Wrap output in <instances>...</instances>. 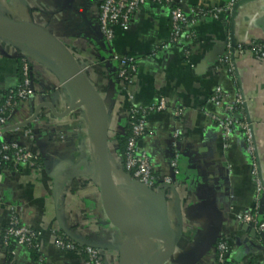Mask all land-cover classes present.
Segmentation results:
<instances>
[{
	"label": "crops",
	"instance_id": "crops-1",
	"mask_svg": "<svg viewBox=\"0 0 264 264\" xmlns=\"http://www.w3.org/2000/svg\"><path fill=\"white\" fill-rule=\"evenodd\" d=\"M189 1L211 10L229 0ZM98 4L99 0H0V21L33 20L45 25L73 52L100 92L108 111L112 205L132 223L168 224L175 250L163 264H264V236L240 219L243 212L255 208L264 219V196L256 187V179L264 185V58H257L248 46L254 40L264 43V31L256 25L264 0L242 1L233 15L231 11L217 18L199 17L186 57L175 45L163 47L170 36L168 7L144 4L128 27H115L108 40L99 31ZM231 31L245 51L232 52L233 67L228 72L216 66L226 53L224 43ZM124 55L137 61L127 89L131 100L117 76L115 56ZM20 57L29 62L33 92L3 109L6 124L26 122L38 105L40 109L29 124L5 131L2 138L15 136L36 156L37 166L0 171V234L13 208L22 224L39 232L40 261L26 247L15 246L11 262L6 263L0 242V264H84L82 255L56 247L54 233L92 243L106 264H147L165 244L151 237L130 238L107 223L99 192L95 117L88 108L68 109L75 99L81 100V94L36 35L21 31L0 36V100L21 82ZM218 86L227 102L236 96L244 100L232 119L249 123L255 153L246 150L237 127L223 147L214 118L229 114L223 106L208 102ZM159 96L166 100V108L146 115V132L138 147L153 173L158 178L170 176L172 184L147 187L125 170L117 136L127 131L129 106L145 108ZM205 204L215 209L218 235L227 240L222 263L216 256L218 236L212 245L202 247L212 217L196 209Z\"/></svg>",
	"mask_w": 264,
	"mask_h": 264
},
{
	"label": "built area",
	"instance_id": "built-area-1",
	"mask_svg": "<svg viewBox=\"0 0 264 264\" xmlns=\"http://www.w3.org/2000/svg\"><path fill=\"white\" fill-rule=\"evenodd\" d=\"M146 3H156L164 5L169 9L170 16V36L168 43L163 45H175L179 49L184 51L183 56H188L186 50L187 43L194 37L193 26L198 21L199 17L210 15L213 18H217L222 13H229L235 0H229L222 6L214 7L211 10L200 9L196 6H192L189 0H99V10L97 15V21L100 34L110 40L114 35V28L119 27L126 29L130 24L133 16L139 11V9ZM249 50L252 51L259 59L264 58V43L261 41H251L248 43ZM226 53L218 60L217 69H225L228 72L232 71V46L229 42L226 44ZM245 51V47L236 44L234 51ZM117 61V76L119 78L120 86L127 91L133 80L134 72L136 71L137 61L135 57L130 55H124L122 57H116ZM127 68H129L133 75H128ZM21 82L14 89H10L9 92L0 100V151L3 153L2 160L8 161L14 164V166H37L36 156L21 144L17 139L2 138L3 133L8 130H15L19 127L29 124L34 120L37 115L33 117L34 113L27 120L28 123L24 125L18 124L15 126H7L6 114L3 109L5 107L10 108L20 100L27 99L33 92L32 86V74L28 61H24L21 65ZM127 99L131 100L129 92ZM81 102V100H80ZM208 102L214 105L223 106L224 110L229 114L226 117L214 118L218 126L221 128L223 147L227 148L232 130L237 127L243 132L246 141V150L253 154L254 142L252 136V128L249 123L244 120H233L232 114L237 111L244 104V100L240 96H236L232 101L227 102L221 87H216L212 94L208 98ZM78 105L73 101L69 105V110L76 108ZM83 109L85 105L82 104ZM166 108V100L159 96L151 104L145 108L136 106H129L128 108V123L130 128V135L126 142L124 150L123 164L127 172H130L137 182L147 187H157L160 184L169 186L172 184V178L170 176H163L158 178L152 171V167L149 164L144 153L138 147L139 139L145 135V117L148 113L162 111ZM180 111L176 112L179 115ZM57 115V113H53ZM26 121V122H27ZM20 125V126H19ZM8 130H5L7 129ZM26 128V127H25ZM5 130V131H4ZM25 134L29 135V130H23ZM19 132V131H18ZM177 135V132H176ZM176 161L172 162L173 171L177 173ZM253 173L257 171V166L253 163ZM256 187L258 194L263 192L264 189L261 185L260 179H256ZM1 204V202H0ZM256 209V208H255ZM245 211L240 215V219L244 223L252 224L254 229L260 233H264V219L258 216L256 210ZM9 218L6 223V234L4 235V244H6L7 238H11L15 241V246H29L34 243L37 251H39V232L36 229L30 228L22 224L17 216V213L11 208L9 210ZM63 234L54 233L53 239L56 247L74 252L78 255H82L84 264H106L100 250L96 248L92 243H77L68 237L62 236ZM228 251L227 240L222 234L218 235L216 242V256L219 263H222ZM14 253V250L11 252Z\"/></svg>",
	"mask_w": 264,
	"mask_h": 264
},
{
	"label": "water",
	"instance_id": "water-1",
	"mask_svg": "<svg viewBox=\"0 0 264 264\" xmlns=\"http://www.w3.org/2000/svg\"><path fill=\"white\" fill-rule=\"evenodd\" d=\"M242 1L246 2L247 0H241L240 2ZM238 2L239 1L235 2L232 6V15L235 7L240 3ZM256 25L264 31V12L256 22ZM21 31H27L36 35L47 45L67 72L68 77L72 81L76 90L80 92L81 102L85 105V110L88 108L89 112L93 113L95 117L99 192L107 223H110L127 233L130 238L151 237L162 241L165 244L164 249L147 264H163L173 255L175 250V243L169 233L168 224L164 221L162 226L156 227H146L141 225L132 226L118 217L112 205L111 194L113 185L108 141V111L100 92L92 84L83 67L78 63L73 52L45 25L33 20L0 21L1 37H12ZM227 42L228 40L226 39L224 46H226ZM229 42L232 46V52H234L236 42L232 36V31L230 33ZM39 109L40 105L35 108L33 117ZM25 123H28V121ZM22 125H24V123ZM5 130H8V128ZM261 185L264 189L262 182ZM168 187H170V185ZM261 196H264V191L261 192ZM196 211L207 212L212 217L210 232L202 246L206 248L212 245L218 236L219 220L215 209L211 205H199ZM258 214L260 217V212H258ZM261 234L264 236V233Z\"/></svg>",
	"mask_w": 264,
	"mask_h": 264
},
{
	"label": "trees",
	"instance_id": "trees-1",
	"mask_svg": "<svg viewBox=\"0 0 264 264\" xmlns=\"http://www.w3.org/2000/svg\"><path fill=\"white\" fill-rule=\"evenodd\" d=\"M19 61H20L19 67L21 68V65L25 61V59L20 57ZM20 72H22L21 69H20ZM127 73H128V75H133V72L129 68H127ZM5 94H7V93H5ZM126 122H127L126 123V129H127L126 133L124 135L117 136L118 149L121 151L123 158H124V150L126 147V142H127V139L130 135L128 118H127ZM14 137L15 136H11L10 139H12ZM0 144H1V140H0ZM2 155H3V153L0 151V171L5 170V169H7V170L8 169L9 170H18L20 168L19 166H14V164L11 162L2 160ZM5 234H6V225L3 227L2 232L0 234V242H1V244L5 250L4 252H5L6 263H10L12 260V257H13V254L11 252H12V250L15 249V241L11 238H7L6 244H4V235ZM62 236H64V235H62ZM25 247L28 249L31 257L34 260L40 261V252L37 251L34 243H31L29 246H25Z\"/></svg>",
	"mask_w": 264,
	"mask_h": 264
},
{
	"label": "bare ground",
	"instance_id": "bare-ground-1",
	"mask_svg": "<svg viewBox=\"0 0 264 264\" xmlns=\"http://www.w3.org/2000/svg\"><path fill=\"white\" fill-rule=\"evenodd\" d=\"M117 215H118V214H117ZM120 215H121V214H120ZM118 217H119L121 220H123V221L129 223V224L132 225V226L139 225V224H137V223H132V222H130V221H127V219L125 220L126 217H124V216L120 217V216L118 215ZM123 218H124V219H123Z\"/></svg>",
	"mask_w": 264,
	"mask_h": 264
},
{
	"label": "rangeland",
	"instance_id": "rangeland-1",
	"mask_svg": "<svg viewBox=\"0 0 264 264\" xmlns=\"http://www.w3.org/2000/svg\"><path fill=\"white\" fill-rule=\"evenodd\" d=\"M75 103L80 107L81 111H83L82 102L80 100L75 99Z\"/></svg>",
	"mask_w": 264,
	"mask_h": 264
}]
</instances>
